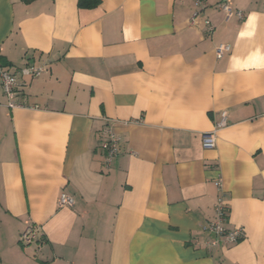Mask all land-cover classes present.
<instances>
[{"label":"crops","instance_id":"1","mask_svg":"<svg viewBox=\"0 0 264 264\" xmlns=\"http://www.w3.org/2000/svg\"><path fill=\"white\" fill-rule=\"evenodd\" d=\"M77 2L0 0V264H264V0ZM218 197L237 242L203 228Z\"/></svg>","mask_w":264,"mask_h":264},{"label":"built area","instance_id":"2","mask_svg":"<svg viewBox=\"0 0 264 264\" xmlns=\"http://www.w3.org/2000/svg\"><path fill=\"white\" fill-rule=\"evenodd\" d=\"M197 6V10L193 13L191 22H194L196 16L199 11L203 7L204 0H192ZM223 13L226 19L236 17L241 20L244 16L243 12L237 10L230 6L227 2H221L217 6ZM205 24L208 25V30L211 31L213 26L209 19H205ZM230 46L228 44H219L216 47V56L221 57L226 52H229ZM44 70L43 66H25L20 69V73L37 76L40 75ZM0 84L3 90V93L8 99V105L10 107H15L16 103L12 101L15 88L17 86L16 74L10 72L9 70L0 66ZM226 113H221V118L219 121L215 122V127H223L226 124ZM103 140L101 142V147L104 150L105 168L110 166L112 158L119 151V136L116 134L113 128V122L107 121L102 130ZM202 144L204 147H211L213 145V133L204 134L202 137ZM58 204L60 206H68L72 207L74 205V198L62 191L58 198ZM214 218L207 223L203 228L210 234L214 236V239L211 241V245H218L220 242L223 243H234L244 237V229L242 227H235L232 229H227L224 227V223L226 221V208L223 202L222 197H218L214 204ZM35 236V231L32 227L28 226L20 235V240L22 243H30Z\"/></svg>","mask_w":264,"mask_h":264},{"label":"trees","instance_id":"3","mask_svg":"<svg viewBox=\"0 0 264 264\" xmlns=\"http://www.w3.org/2000/svg\"><path fill=\"white\" fill-rule=\"evenodd\" d=\"M99 0H78L77 5L81 8H91L96 6Z\"/></svg>","mask_w":264,"mask_h":264}]
</instances>
